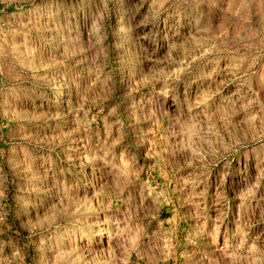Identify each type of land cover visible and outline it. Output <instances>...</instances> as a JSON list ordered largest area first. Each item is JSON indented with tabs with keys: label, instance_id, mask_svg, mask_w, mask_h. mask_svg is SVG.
I'll list each match as a JSON object with an SVG mask.
<instances>
[{
	"label": "rangeland",
	"instance_id": "1",
	"mask_svg": "<svg viewBox=\"0 0 264 264\" xmlns=\"http://www.w3.org/2000/svg\"><path fill=\"white\" fill-rule=\"evenodd\" d=\"M0 264H264V0H0Z\"/></svg>",
	"mask_w": 264,
	"mask_h": 264
}]
</instances>
